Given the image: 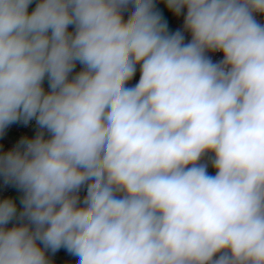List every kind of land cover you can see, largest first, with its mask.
<instances>
[{
    "label": "clouds",
    "instance_id": "9594fccd",
    "mask_svg": "<svg viewBox=\"0 0 264 264\" xmlns=\"http://www.w3.org/2000/svg\"><path fill=\"white\" fill-rule=\"evenodd\" d=\"M260 17L264 0H0V138L35 125L0 152L20 193L0 198V264H264Z\"/></svg>",
    "mask_w": 264,
    "mask_h": 264
},
{
    "label": "built area",
    "instance_id": "2783aa9c",
    "mask_svg": "<svg viewBox=\"0 0 264 264\" xmlns=\"http://www.w3.org/2000/svg\"><path fill=\"white\" fill-rule=\"evenodd\" d=\"M34 6L35 5L33 4L31 7H34ZM158 7L160 8V5H158ZM170 19H171L172 29L182 26V19H183L182 17L177 18L170 13ZM260 19L264 20V17H260ZM215 55L218 57L220 54H215ZM78 70H79V65L77 66V71ZM45 87H47V83H45ZM34 134H35L34 122L31 126H29L27 128H25L23 126L13 125L10 129L7 130L6 136L4 138H0V152L7 151L10 148L14 147L15 144L19 141V139L23 135L33 136ZM0 184H2V182H0ZM12 190H16V189H14V188H3L2 186H0V198L5 197ZM50 258L52 260H57L60 262L73 260V262H74L73 264H76V258L69 255L64 249H61L55 255H50Z\"/></svg>",
    "mask_w": 264,
    "mask_h": 264
},
{
    "label": "rangeland",
    "instance_id": "374dc122",
    "mask_svg": "<svg viewBox=\"0 0 264 264\" xmlns=\"http://www.w3.org/2000/svg\"><path fill=\"white\" fill-rule=\"evenodd\" d=\"M160 9H161L162 13L164 14L165 19L168 21L170 29H172L171 19H170V12H168L163 7L162 4H160ZM209 172L212 173V174H214V170L211 167H209ZM6 196H12V197H14L16 199L17 204H19V196H20V193L17 192V190L10 191ZM52 262H53V264H73L74 263L73 260H68V261H65V262H60V261H57V260H52Z\"/></svg>",
    "mask_w": 264,
    "mask_h": 264
}]
</instances>
